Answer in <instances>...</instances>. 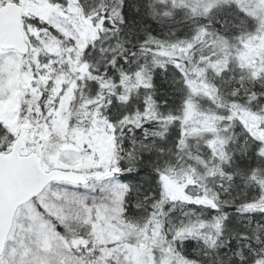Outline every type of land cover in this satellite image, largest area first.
I'll return each mask as SVG.
<instances>
[{"label": "snow or ice", "instance_id": "1", "mask_svg": "<svg viewBox=\"0 0 264 264\" xmlns=\"http://www.w3.org/2000/svg\"><path fill=\"white\" fill-rule=\"evenodd\" d=\"M0 264H264V0H0Z\"/></svg>", "mask_w": 264, "mask_h": 264}]
</instances>
